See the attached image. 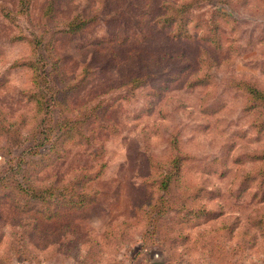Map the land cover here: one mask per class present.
Listing matches in <instances>:
<instances>
[{"label":"rangeland","instance_id":"1","mask_svg":"<svg viewBox=\"0 0 264 264\" xmlns=\"http://www.w3.org/2000/svg\"><path fill=\"white\" fill-rule=\"evenodd\" d=\"M49 1L31 0L29 18L17 16L16 25L0 16V113L7 121L19 119L0 135V264H264V225L256 222L264 217V181H242L260 162L246 156L264 149V129L252 128L255 112L243 111L245 91L230 87L235 79H248L264 89V0H228V8L221 0H197L196 17L224 7L233 19L218 26L223 40L215 50L200 40L198 27L190 26L191 39H175L171 29H160L154 21L162 0H51L48 29L40 19ZM0 2L16 6V0ZM75 14L88 19L87 26L75 34L57 32L54 51L72 83L84 63L90 73L65 105L49 106L50 98L43 97L49 109L43 125L75 119L84 103L119 93L123 98L113 101L105 119L112 126L99 132L100 139L83 131L84 143L68 142L48 153L47 166L31 180L46 188L43 193L26 189L23 177L41 157L23 153L29 127L35 136L40 133L34 123L26 124L34 111L23 96L28 69L10 66L27 56L29 47L10 36L19 29L34 33L49 61L45 41ZM179 66L187 68L173 80ZM204 72L211 77L208 84L187 87ZM133 76L147 80L128 94L125 83ZM174 133L190 156L182 176L189 185L186 201L202 203L213 217L174 223L183 211L175 204L167 212L148 211L155 199H164L157 185L165 173L148 157L166 158ZM100 160L106 166L93 184L96 198L81 203L66 183Z\"/></svg>","mask_w":264,"mask_h":264},{"label":"trees","instance_id":"2","mask_svg":"<svg viewBox=\"0 0 264 264\" xmlns=\"http://www.w3.org/2000/svg\"><path fill=\"white\" fill-rule=\"evenodd\" d=\"M138 1L140 2V0ZM221 1L227 3L226 6L228 8L229 1ZM30 2L31 0H16V6L14 9H11L9 5L0 2V16L6 22L16 25L15 19H17V16L29 18ZM196 2L197 0H162L159 5L160 12L154 23L160 29H171L173 33L172 36L175 39H191L193 35L190 31V26L198 27V29L201 30L199 31L200 40L206 41L209 44H214V50L219 49L222 44L223 33L221 28L218 29V26L221 27V23H228L229 20L233 19L224 7H214V9L210 11L202 12L200 18L196 17L195 13H193V10L196 9ZM208 12V17H206ZM53 16L54 4L53 1L50 0L41 12L40 21L42 25L48 26L49 29L46 18L51 21ZM88 21L89 20L83 18L81 14H75L71 19L64 21L65 28L60 30L57 29L58 31H55L54 29L52 30V35L49 36L44 45V48L49 50L47 51L50 55L49 61H45L42 58L44 56L39 50V42L42 40L34 38V33L29 32V34H23L21 33L22 29H19L17 34L10 36V38L13 37V39H11L12 41L24 42L29 47L28 55L15 58L10 66L14 68L24 67L28 69V87L26 91H24L26 93H23V96L27 98L29 102L31 101L34 104V111L33 113L31 111L32 115L30 114L28 116L26 124L28 127L30 123H34L32 125L36 128L39 127V135L42 136V138L38 137L39 135L35 136L31 127H29L27 132L24 131L26 133L23 140L26 141V143L24 144L23 153H32L41 156L39 159H35L31 162L30 167L33 168V170L23 176L25 179L24 181H26L25 183L27 184L26 189H33L34 191L37 190L45 193V187L39 186V188L33 185L31 180L35 172L40 171L47 166L43 165V163L46 164V161L50 159L48 153L56 152L59 145L60 147H63L68 142L84 143L81 137L86 138L87 135H85L83 131L88 130L90 135L96 137L95 140L100 139L99 132L112 126L111 121L108 119V122L105 119H107L106 116L108 110L113 106V101L116 102L123 98L119 93L109 96L106 99L101 98L97 101L84 103L81 105L78 117L75 119H63L56 122L54 127L50 125L48 129L43 125L49 112L47 106L45 107V104L47 103H44L43 97L47 96L50 98L48 100L49 106H56L57 104L65 105V99L67 98L66 101L68 102V97L71 95L72 91L79 86L90 73V69L87 66L88 64L84 63L78 80L72 83V78L69 77L66 70L63 69L64 62L62 57L54 51V35L57 34V32L63 34H75L85 28ZM173 27L175 28L174 30L172 29ZM111 39L112 37L108 36L107 42ZM8 40L10 41V39ZM186 68V66H179L174 72H172L173 75L171 78L173 80L178 79L180 77L179 75L183 73ZM146 80L147 76H133L127 79L125 83L126 92L128 94L134 93V91L141 87ZM210 81L211 77L204 72L202 75L190 80L187 83V87L193 88L198 85L201 86V84H203L202 86H205ZM164 83L165 85H169V79ZM231 84L230 87L235 90L241 92L245 91L243 92V111L251 115L254 112L255 114H258H254L253 116L251 123L252 128L257 129L258 131L264 129V89L258 87L253 81L248 79H235L231 81ZM61 85H63V87ZM0 116L2 118L0 119V135L4 133L5 126H12L15 122L19 121V119L7 121L1 113ZM56 127H59V131L53 134L54 128ZM78 130H81L82 132L78 133ZM177 135L174 133L168 142L170 144V152L166 158L156 159L152 156L148 157L150 165L158 167L159 171H165L157 185V188L162 192L164 199L162 200L161 196H159L157 200L155 199L149 206L148 211L163 212L162 210L156 209L163 208L167 212V210L172 209L175 204L183 209V211L180 212L177 210L179 216L172 218L174 223H183V219L186 217H202L207 215L213 217L214 213L212 209L205 207L202 203L201 206H197L196 201H191V203L186 201L188 195H185V193L187 192L189 185L185 183L182 176L184 174L186 162L189 160L190 156L183 151ZM49 141L50 143L46 144V142ZM95 151L99 156L102 153L101 148L96 149ZM246 157H249L253 162H260L254 164L252 169H248L242 174V181L246 183L254 181L256 184L261 185L264 181V149L259 153L252 152ZM238 158L239 157L235 158L237 163L244 162V158ZM21 161L22 160H20V162ZM105 166L106 163L100 160L99 162L94 163L92 167H88V169L81 168L77 170L71 180L66 183L69 185V192L73 193L75 196H79V202L81 203L88 204L93 202L97 194V191L93 189V184L102 175ZM207 172L210 171L207 170ZM223 173L225 172L223 171ZM183 187L185 189L183 194H175L177 189ZM256 222L258 225L263 226L264 217L259 218ZM214 247L221 249L219 243L215 244Z\"/></svg>","mask_w":264,"mask_h":264}]
</instances>
